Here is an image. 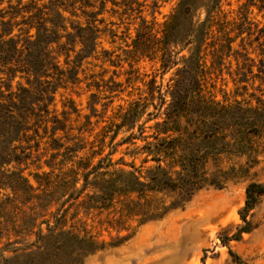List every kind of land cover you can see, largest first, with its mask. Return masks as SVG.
<instances>
[{
	"label": "rangeland",
	"instance_id": "rangeland-1",
	"mask_svg": "<svg viewBox=\"0 0 264 264\" xmlns=\"http://www.w3.org/2000/svg\"><path fill=\"white\" fill-rule=\"evenodd\" d=\"M181 1L86 0L89 6L84 12L94 13V24L101 31L95 52L77 64V80L67 79L69 73L58 80L49 108L65 131L56 133L57 143L52 141L50 128L47 134L41 128L38 134L30 131L27 142L16 143L21 163L7 167L22 170L35 188L36 174H40L42 189L56 184L50 189L51 206L42 212L37 207L42 206L39 200L43 198L22 203L10 189L2 191L0 198L8 215L0 217L6 222L0 227V255L12 257L14 247L35 240L34 232L43 218L54 224L56 216L59 228L102 245L82 264H232L228 246L244 264H264V198L248 217L254 230L239 241L226 239L242 224L240 212L248 184L264 182V131L249 139L256 164L250 163L247 155H220L207 164V170L217 176L221 186L205 187L187 203L174 205L179 196L169 191L117 195L105 207L97 205L93 196L99 194L108 176L103 174L126 170L144 176L147 168L159 165L143 149L141 136L155 133L160 96L167 95L168 100L170 85L180 78L177 71L185 65L193 68L188 60L193 45L182 51L172 48L181 52L174 55L178 65L168 72L160 65L162 32ZM214 1H190L195 4L196 23L208 19ZM43 4L47 0H0V31L26 38L32 24L30 13L42 9ZM79 7V17L71 21L84 25ZM212 11L215 19L206 24L209 35L200 53L202 94L225 105L237 100L255 106L257 98L264 103V74L258 69L259 60L264 59L262 13L252 7L247 14L241 0H221ZM242 14L248 17L243 24ZM227 38L234 40L229 57L221 56L226 54L221 45ZM75 48L80 49L79 43ZM236 52L254 59L252 74L236 75ZM75 56L72 52L71 59ZM60 63L66 68L64 57ZM20 84L27 87L25 79L0 73V96L17 92ZM56 144L58 149H52ZM161 166L173 171L164 163ZM94 167L98 170L90 174L85 187L83 174ZM82 189L78 198L70 199ZM40 193L38 189L36 194ZM42 228L45 230V225Z\"/></svg>",
	"mask_w": 264,
	"mask_h": 264
},
{
	"label": "trees",
	"instance_id": "trees-1",
	"mask_svg": "<svg viewBox=\"0 0 264 264\" xmlns=\"http://www.w3.org/2000/svg\"><path fill=\"white\" fill-rule=\"evenodd\" d=\"M190 1L182 0L165 24L158 51L163 72H168L178 65L174 55L193 45L194 49L188 57L193 62V68L185 65L177 71L176 75L180 78L170 85L168 100L167 95L160 96L158 114L155 115V119L160 121L154 125L155 133L141 136L143 149L151 156V161L159 165L147 168L144 176L126 170L103 174L108 176L101 184L99 194L93 195L97 205L105 207L117 195L141 194L146 191L177 193L179 199L174 205H180L189 202L205 187L221 186L217 176L210 175L207 170V164L210 161L216 162L220 155H247L250 163H257L252 156L255 151L249 139L264 131V103L257 98L255 106L248 103L243 105L237 100L235 104L225 105L214 96L208 98L202 94L200 53L209 35L206 24L215 19L211 15L214 13L212 10L218 8L221 0L211 3L208 19L199 24L194 20L195 4ZM241 1L247 14L254 7L264 17V0ZM78 4L81 17L85 19L84 25L71 21L79 17L76 13ZM43 5L42 9L30 13L32 24H29L26 38L21 39L18 35H11V32L0 31V73L12 79L19 76L25 79L27 85L25 87L20 84L17 92L0 96V195L2 191L10 189L15 197L22 199V203L43 198L39 200L42 206L37 207L42 212L51 206L52 200L49 197L53 191L50 189L56 184H47L46 189H42L40 174H36L38 187L35 188L22 170L11 171L7 167L12 163H21L18 153L20 146H16V143L30 138V131L38 134L41 128L47 134L50 128L52 141L57 143L54 136L58 131H65V128L58 117L51 115L49 107L53 103L58 80L66 73H69L67 79L70 81L77 80V64L95 52L101 31L94 24L97 21L94 13L84 12L83 8L89 6L86 0H47V4ZM247 14H242V24L247 21ZM32 29H35L34 34H31ZM242 33V30L238 31L239 35ZM233 42L232 38L225 40L221 51L226 54L222 53L221 56L229 57L233 51ZM76 43L80 45L78 51L75 50ZM172 48H180L181 51L174 52ZM72 52L76 54L73 60ZM236 53L233 55L237 63L236 75L245 76L246 72L252 74L254 59ZM61 57H64L66 68L60 63ZM259 63V73L264 74V59H260ZM131 138L136 139L135 136ZM151 138L154 142L150 141ZM56 145H51V148L58 149L59 145ZM162 163L173 171L162 167ZM97 170L94 167L93 171L83 174L85 187L89 183L90 174ZM38 189H41L40 194H36ZM83 189L76 196L71 194L70 199L78 198ZM263 198L264 182L249 183L245 205L240 212L242 224L235 234L226 238L228 242L239 241L244 234L254 230L248 217ZM3 204L0 198L2 219L8 215ZM5 223L0 220V227ZM59 227L60 221L56 216L54 224L43 218L34 232L35 240L14 247L12 251L15 254L12 257L6 258L1 254V264H82L87 255L102 246L86 235L81 236ZM228 248L232 264H244L241 256L230 246Z\"/></svg>",
	"mask_w": 264,
	"mask_h": 264
}]
</instances>
